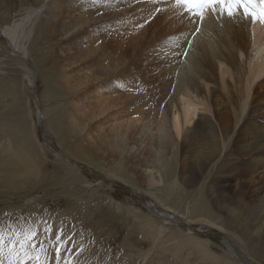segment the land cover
I'll use <instances>...</instances> for the list:
<instances>
[{"label": "rangeland", "instance_id": "374dc122", "mask_svg": "<svg viewBox=\"0 0 264 264\" xmlns=\"http://www.w3.org/2000/svg\"><path fill=\"white\" fill-rule=\"evenodd\" d=\"M39 1L42 3L38 0V6ZM53 1L58 11L53 5L43 10L35 37L44 21V28L50 26L52 34L49 22L56 20L48 16L54 10L59 12L61 8V14L65 13L63 1ZM29 6H33L31 0H0V28ZM216 25L222 26L221 21ZM56 34H60L59 28ZM30 37L27 55L21 47H17L16 54L12 42L0 35V264H221L219 258L223 257L231 264H242L240 258L246 264H264V250L258 249L261 261L250 250L256 251L255 245L263 247L264 243H256L254 232L244 224L247 217L260 211L249 210L252 195L237 192L239 175L232 172L235 177L230 179L228 170L215 172L219 155L211 157L206 151L199 154L196 145L183 148L182 144L183 151L176 160L177 183L157 177L154 184L148 185L141 175L145 162L151 163L155 157L150 153L152 148L134 144L130 152H124L119 143L117 147L111 139L112 123L94 120L101 106L95 105L91 113L84 106L79 108L77 100L84 97L83 91L81 95L79 92L87 86L79 77L81 71L63 74L68 67L63 66L66 62L55 50L56 41L50 43L46 36L44 41L35 42L33 30ZM248 58L246 54L241 62L246 67ZM80 61L76 59L69 66L82 67ZM216 94L218 106L228 102L223 88ZM239 110L231 105L225 108L226 113ZM92 114L95 118L90 122ZM254 118L255 123H264V116L248 121ZM259 129L264 128L255 130ZM136 156L146 160L135 162ZM218 177L232 182L222 189V196L215 190ZM251 177L259 179L255 173H248L241 177V185ZM224 194H228L227 205ZM185 195L191 196L185 199ZM199 196L208 198L214 211L211 218L215 220L209 221L212 226L190 220L195 215H188L187 208ZM157 198L172 208L161 206ZM149 204L173 213L176 220L160 218L150 211ZM228 207L237 214H228ZM145 216L149 224L142 226ZM158 231L160 235L156 236ZM240 231L244 232L243 241L236 235ZM188 238L202 241L207 249L183 248L181 241ZM225 238L230 239L227 245ZM57 249L61 250L59 259ZM209 249L215 254L210 258L199 253Z\"/></svg>", "mask_w": 264, "mask_h": 264}, {"label": "bare ground", "instance_id": "6f19581e", "mask_svg": "<svg viewBox=\"0 0 264 264\" xmlns=\"http://www.w3.org/2000/svg\"><path fill=\"white\" fill-rule=\"evenodd\" d=\"M62 1L66 5L63 15L61 8L57 12L56 1L42 0L38 6V0H31L33 6L24 7L10 24L0 28V35L12 42L10 44L16 54H19L17 47H21L29 55L32 30L35 42L44 41L46 36L50 43L56 41L55 50H59L68 63L63 65L68 67V72L63 74L70 76L81 71L79 77L87 84V89H79V95L82 91L84 94V97L77 100L80 102L79 108L84 106L91 113L90 109L95 105L101 106L100 114L95 113L96 119L92 114L90 122L101 119L100 123H112L114 130L108 125L112 130L111 139L117 147L119 143L124 152H130L135 147L134 144L152 148L150 153L155 157L150 160L151 163L145 162L144 172L141 173L148 185L154 184L157 177L166 181L173 179L177 183L176 160L186 146L196 145L194 148L199 154L206 151L211 157L219 155L215 172L228 170L230 179L235 177L232 173L235 172L239 175L237 192L253 196L249 210L252 212V208H256L260 212L257 215L252 213L244 224L254 232V241L263 244L264 129H255L264 128V123H255V118L253 121L248 120L264 116V24L253 23L242 15L234 19L209 16L200 31L194 33L195 24L175 7L174 0ZM51 6L57 9L48 16L51 20H56L49 22L53 26V35L49 34L50 26L44 28V21L38 27L35 37V29L40 24L37 21L43 10ZM219 20L222 23L220 27L216 25ZM58 28L60 34L55 35ZM43 35L45 37L42 39ZM189 40L192 46L188 49V55L182 58L180 53L185 50L186 41ZM17 41L21 46H18ZM246 54L249 57L247 67L241 63L246 59ZM76 59L82 61V67L77 65L73 69L69 64H74ZM222 88L227 94L228 102L218 106L216 92ZM106 98L110 99L103 105ZM227 105L240 110L226 113ZM140 150L142 151L139 149V152ZM231 155L234 157L230 158ZM134 159L135 162L144 160L139 157ZM190 173H187L188 177L193 178V173ZM248 173H255L259 179L251 177L241 185V177ZM230 179L217 178L222 182L216 181L215 190L219 195L224 187L231 186ZM187 180L190 182L188 178ZM189 197L185 195V199ZM227 197L228 194L223 195L225 205ZM156 201L161 206L172 208L159 199ZM148 208H152L150 211L160 218L176 220L173 213L167 214L164 209H157L150 204ZM230 210L228 214L236 213L235 209ZM187 211H190L187 212L188 215H195L190 216L191 221L214 225L209 222L214 211L208 198L197 197ZM143 219L142 226H147L149 217L145 216ZM155 234L159 236L160 231ZM238 234L236 235L243 241L244 232L240 231ZM226 239L225 245L230 240ZM181 245L185 249L191 246L206 248L202 241L195 242L190 238L183 239ZM255 246H258L256 251L250 250L261 261L262 255L258 249L264 250V246ZM230 249L228 251L232 252ZM199 253L204 258L215 255L210 249ZM219 259L221 264H231V260L225 261L224 257ZM239 260L241 262L245 259Z\"/></svg>", "mask_w": 264, "mask_h": 264}, {"label": "snow or ice", "instance_id": "6c2138e0", "mask_svg": "<svg viewBox=\"0 0 264 264\" xmlns=\"http://www.w3.org/2000/svg\"><path fill=\"white\" fill-rule=\"evenodd\" d=\"M174 4L182 14L188 16L190 22L195 24L194 33L200 31L209 16L234 19L242 15L253 23L264 24V0H174ZM186 45L185 50L180 53L181 56L188 55V49L192 46L191 41H186ZM60 255L61 250L57 249L56 258L59 259ZM35 258L39 261V256Z\"/></svg>", "mask_w": 264, "mask_h": 264}, {"label": "water", "instance_id": "95a60500", "mask_svg": "<svg viewBox=\"0 0 264 264\" xmlns=\"http://www.w3.org/2000/svg\"><path fill=\"white\" fill-rule=\"evenodd\" d=\"M237 257H239V256H237ZM241 263H244V261H241Z\"/></svg>", "mask_w": 264, "mask_h": 264}]
</instances>
